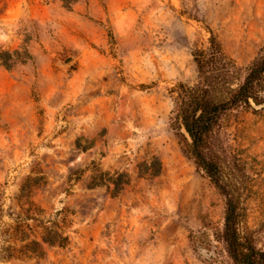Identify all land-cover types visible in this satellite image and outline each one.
I'll return each mask as SVG.
<instances>
[{"label": "rangeland", "instance_id": "374dc122", "mask_svg": "<svg viewBox=\"0 0 264 264\" xmlns=\"http://www.w3.org/2000/svg\"><path fill=\"white\" fill-rule=\"evenodd\" d=\"M211 37L241 81L264 0H0V264H233L224 198L174 122ZM257 101L208 155L264 250V82Z\"/></svg>", "mask_w": 264, "mask_h": 264}, {"label": "trees", "instance_id": "16d2710c", "mask_svg": "<svg viewBox=\"0 0 264 264\" xmlns=\"http://www.w3.org/2000/svg\"><path fill=\"white\" fill-rule=\"evenodd\" d=\"M67 5L77 0H62ZM199 82L195 87L180 86L176 90L177 103L174 122L180 131L182 153L203 171L225 201L222 240L233 264H264V250L242 242L238 234V202L230 190L220 181L217 165L209 157L212 136L219 128L222 117L233 110L256 104L260 85L264 82V49L250 64L240 81V72L222 54L218 44L211 37L210 46L194 55ZM237 79V80H236ZM239 81L237 86L234 82ZM222 94V96H220ZM225 95L224 98H222ZM11 218L18 214L9 212ZM3 251H0V254ZM6 252V251H4Z\"/></svg>", "mask_w": 264, "mask_h": 264}, {"label": "water", "instance_id": "95a60500", "mask_svg": "<svg viewBox=\"0 0 264 264\" xmlns=\"http://www.w3.org/2000/svg\"><path fill=\"white\" fill-rule=\"evenodd\" d=\"M70 61V59L66 60L65 63H68ZM249 103H254L256 105V103L253 101V100H249ZM256 107V106H254ZM261 107V106H258V108ZM184 135L188 138L187 134L185 133V131H183Z\"/></svg>", "mask_w": 264, "mask_h": 264}]
</instances>
